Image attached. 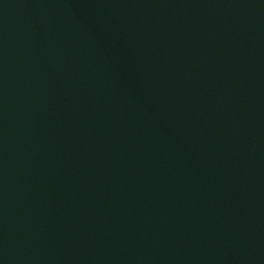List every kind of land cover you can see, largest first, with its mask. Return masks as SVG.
Returning <instances> with one entry per match:
<instances>
[{"label": "water", "instance_id": "1", "mask_svg": "<svg viewBox=\"0 0 264 264\" xmlns=\"http://www.w3.org/2000/svg\"><path fill=\"white\" fill-rule=\"evenodd\" d=\"M0 264H264V0H0Z\"/></svg>", "mask_w": 264, "mask_h": 264}]
</instances>
